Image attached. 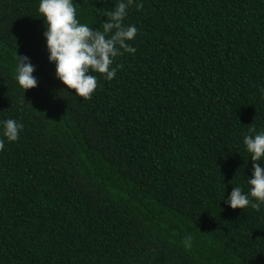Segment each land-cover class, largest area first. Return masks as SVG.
Segmentation results:
<instances>
[{
  "label": "trees",
  "instance_id": "1",
  "mask_svg": "<svg viewBox=\"0 0 264 264\" xmlns=\"http://www.w3.org/2000/svg\"><path fill=\"white\" fill-rule=\"evenodd\" d=\"M38 2L0 0V120L23 124L0 149V264H264V205L222 200L264 129V0H140L135 53L88 99L55 78ZM73 2L102 28L116 0Z\"/></svg>",
  "mask_w": 264,
  "mask_h": 264
},
{
  "label": "clouds",
  "instance_id": "2",
  "mask_svg": "<svg viewBox=\"0 0 264 264\" xmlns=\"http://www.w3.org/2000/svg\"><path fill=\"white\" fill-rule=\"evenodd\" d=\"M103 3V0H99ZM110 11L105 13L106 20L102 28L90 27L77 19L73 0H39L38 12L44 20L46 49L48 60L55 65V78L74 89L75 95L88 99L97 87L99 73L105 80L116 76L119 64L115 59L123 53H135L130 43L136 37L138 29L135 24L125 23L128 10L135 6L141 8L140 0H116ZM35 65L27 55L16 54L14 79L24 90L36 87L38 80L33 75ZM264 94V88H261ZM23 124L15 118L0 120V149L4 141L14 142L18 139ZM243 144L252 161L251 175L247 177L249 188L242 190L234 186L222 200L231 208L251 206L259 209L264 205V129L256 131L249 128L243 136ZM192 237L186 236V244Z\"/></svg>",
  "mask_w": 264,
  "mask_h": 264
}]
</instances>
